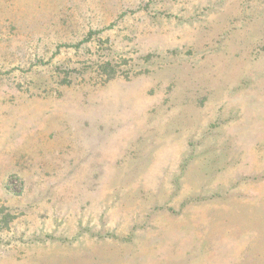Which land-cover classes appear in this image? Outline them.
Segmentation results:
<instances>
[{
	"label": "rangeland",
	"instance_id": "obj_1",
	"mask_svg": "<svg viewBox=\"0 0 264 264\" xmlns=\"http://www.w3.org/2000/svg\"><path fill=\"white\" fill-rule=\"evenodd\" d=\"M0 264H264V0H0Z\"/></svg>",
	"mask_w": 264,
	"mask_h": 264
}]
</instances>
